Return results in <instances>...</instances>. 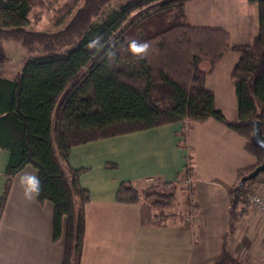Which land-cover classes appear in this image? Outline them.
I'll use <instances>...</instances> for the list:
<instances>
[{
  "label": "trees",
  "instance_id": "16d2710c",
  "mask_svg": "<svg viewBox=\"0 0 264 264\" xmlns=\"http://www.w3.org/2000/svg\"><path fill=\"white\" fill-rule=\"evenodd\" d=\"M0 0V66L6 42L26 53L12 76L0 73V148L9 152L3 209L14 176L30 164L38 170L39 202L54 204L53 239L66 237L62 264H80L85 206L90 200L80 176L88 168L70 163L74 146L162 125H189L216 119L246 140L256 164L238 170L225 185L229 197L228 229L213 264H242L228 240L241 214L250 206L254 186L264 178L246 179L264 161V149L252 142L254 122L264 135V0L259 7V33L252 44L230 43L227 30L186 22L190 0ZM55 8L54 29L29 28L34 8ZM240 54L231 70L238 118L231 121L215 105L207 75L227 52ZM114 166V164L112 165ZM191 162L176 182L140 191L122 181L116 200L147 201L159 220L176 213L180 186L192 177ZM185 184H184V183ZM189 185V184H188ZM166 189H169L167 191ZM192 209L191 192L186 196Z\"/></svg>",
  "mask_w": 264,
  "mask_h": 264
},
{
  "label": "crops",
  "instance_id": "0c3cea01",
  "mask_svg": "<svg viewBox=\"0 0 264 264\" xmlns=\"http://www.w3.org/2000/svg\"><path fill=\"white\" fill-rule=\"evenodd\" d=\"M225 1H188L186 22L227 30L231 45L252 44L259 33L258 4H250L248 0ZM239 57L238 52L225 53L206 78L216 107L231 121L238 118L231 70ZM116 137L128 138L129 163L125 171H121L114 156L97 167L78 166L72 161L71 151V165L88 168L80 176V183L90 193L84 211L80 264H213L229 223L230 203L225 185L235 184L238 170L257 162L245 150L244 137L213 118L99 140L110 142ZM130 142H135V147ZM8 159V150L0 148V199L6 185ZM188 162L193 167L192 177L181 192L185 197L191 192L193 208L183 215L172 212L176 215L159 220L147 201L122 204L116 200L122 181H131L134 185L139 178L146 183L157 179L176 182ZM31 177L38 178V170L28 164L14 176L0 211V264L63 263L67 220L64 218L62 235L55 241L54 204L49 200L39 202L37 195L25 196ZM190 215L197 217L196 220H190ZM228 248L242 264H261L264 217L251 205L241 214L236 232L228 240Z\"/></svg>",
  "mask_w": 264,
  "mask_h": 264
},
{
  "label": "rangeland",
  "instance_id": "374dc122",
  "mask_svg": "<svg viewBox=\"0 0 264 264\" xmlns=\"http://www.w3.org/2000/svg\"><path fill=\"white\" fill-rule=\"evenodd\" d=\"M67 0H61L58 6L55 8H59V5H62ZM222 2H226L225 0H221ZM55 8L49 9V8H34L31 15V24L29 25L30 29H33L35 31H49L54 29L53 22L55 21V15L56 11ZM4 54L6 57L5 63L0 66V72H12L14 73L17 69L21 67V64L23 60L26 57V53L22 46L19 43L15 42H6L4 45ZM3 68V69H2ZM113 140H108L110 142H102L101 140L91 142L88 145H80V147L72 149V161L74 164L80 165H87V166H93L97 167L99 166L103 161L106 160V158H109L110 156H114L118 159L117 164L120 166L121 171H125L128 169V156H127V148H128V138H112ZM135 142H130L131 147H135ZM113 150V151H111ZM177 179H180V175L177 177ZM262 181L254 186V191L250 195V197L256 193H264V178H261ZM162 182H164V179H157L150 180L147 183L145 181H142L141 178L135 180V185L138 186L137 188L140 191L145 190H152V189H163ZM185 184V183H184ZM188 186V184H187ZM181 189H185L184 186H180L178 190V201L175 205H173L170 208H167V213L171 214L172 212H177L179 214H184L188 209H190L187 206L185 193L182 194ZM169 191V189H166ZM189 194V193H188ZM187 195V194H186ZM249 197V203L251 205ZM144 201V200H143ZM252 206V205H251ZM180 215V216H182Z\"/></svg>",
  "mask_w": 264,
  "mask_h": 264
},
{
  "label": "water",
  "instance_id": "95a60500",
  "mask_svg": "<svg viewBox=\"0 0 264 264\" xmlns=\"http://www.w3.org/2000/svg\"><path fill=\"white\" fill-rule=\"evenodd\" d=\"M252 142L264 149V135L262 134L260 121L254 122ZM262 172H264V161L261 164H259L249 175L244 177L243 181L246 179L255 178L259 176V174H261Z\"/></svg>",
  "mask_w": 264,
  "mask_h": 264
},
{
  "label": "built area",
  "instance_id": "2783aa9c",
  "mask_svg": "<svg viewBox=\"0 0 264 264\" xmlns=\"http://www.w3.org/2000/svg\"><path fill=\"white\" fill-rule=\"evenodd\" d=\"M186 184H189V180L185 181ZM251 205L255 209V211L260 214L262 217H264V193L256 192L250 197ZM197 217H194L193 215L189 216L190 220H196ZM262 262L261 264H264V248L262 251Z\"/></svg>",
  "mask_w": 264,
  "mask_h": 264
},
{
  "label": "clouds",
  "instance_id": "9594fccd",
  "mask_svg": "<svg viewBox=\"0 0 264 264\" xmlns=\"http://www.w3.org/2000/svg\"><path fill=\"white\" fill-rule=\"evenodd\" d=\"M40 191V182L36 177H31L27 181V187L25 190V196L27 198H32L34 195H38Z\"/></svg>",
  "mask_w": 264,
  "mask_h": 264
}]
</instances>
